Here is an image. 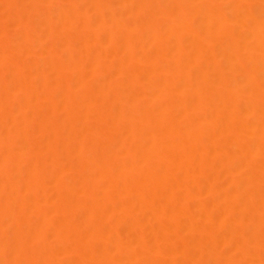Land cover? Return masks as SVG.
I'll return each instance as SVG.
<instances>
[{
  "label": "bare ground",
  "instance_id": "obj_1",
  "mask_svg": "<svg viewBox=\"0 0 264 264\" xmlns=\"http://www.w3.org/2000/svg\"><path fill=\"white\" fill-rule=\"evenodd\" d=\"M0 264H264V0H0Z\"/></svg>",
  "mask_w": 264,
  "mask_h": 264
}]
</instances>
